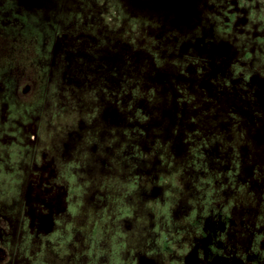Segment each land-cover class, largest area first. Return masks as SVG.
<instances>
[{"label": "rangeland", "instance_id": "rangeland-1", "mask_svg": "<svg viewBox=\"0 0 264 264\" xmlns=\"http://www.w3.org/2000/svg\"><path fill=\"white\" fill-rule=\"evenodd\" d=\"M0 264H264V0H0Z\"/></svg>", "mask_w": 264, "mask_h": 264}, {"label": "flooded vegetation", "instance_id": "flooded-vegetation-1", "mask_svg": "<svg viewBox=\"0 0 264 264\" xmlns=\"http://www.w3.org/2000/svg\"><path fill=\"white\" fill-rule=\"evenodd\" d=\"M148 1H154V2H157V3H165V2H169L170 0H148ZM174 1H177V0H174ZM179 1V0H178ZM11 13V12H10ZM1 15H2V13H1ZM3 16V15H2ZM8 19H12V20H14V19H16L15 18V16L11 13V15H10V17L8 18ZM5 25V24H4ZM6 29V28H5ZM4 29V27H3V30H4V32L5 31H7V30H5ZM8 32V31H7ZM3 35H7L6 33H4Z\"/></svg>", "mask_w": 264, "mask_h": 264}]
</instances>
